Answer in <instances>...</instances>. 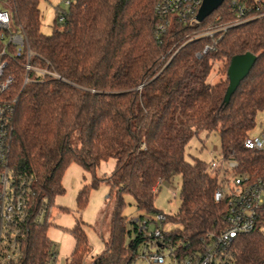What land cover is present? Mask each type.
<instances>
[{
	"label": "trees",
	"instance_id": "1",
	"mask_svg": "<svg viewBox=\"0 0 264 264\" xmlns=\"http://www.w3.org/2000/svg\"><path fill=\"white\" fill-rule=\"evenodd\" d=\"M40 1L10 0L9 9L13 28L25 33L34 54L32 66L57 75L24 85L23 59L7 67L16 99L9 166L33 177L35 195L16 264H47L57 251L48 237L49 218L74 163L93 175L78 194L79 211L90 187L105 183L115 197L109 237L94 264H134L139 257L143 238L134 227V237L128 230L126 196L141 217L163 214L165 223L179 225L167 233L179 254L200 250L209 233L226 225L227 205L216 202L215 193L227 180L220 179V168L186 159L193 137L218 134L221 156L237 164L234 176L264 178V150L244 145L264 111V0H225L203 22L175 21L160 36L159 0H74L67 10L57 8L50 35L41 32ZM238 6L245 9L241 20ZM206 46L212 49L197 57ZM247 53L256 56L255 64L227 101L230 64ZM217 65L221 78L211 83ZM110 159L111 175L98 178L97 168ZM178 176L180 207L165 215L155 197ZM71 233L76 244L68 264H83L90 248L81 220ZM230 257L233 264H264V234L237 237Z\"/></svg>",
	"mask_w": 264,
	"mask_h": 264
},
{
	"label": "built area",
	"instance_id": "2",
	"mask_svg": "<svg viewBox=\"0 0 264 264\" xmlns=\"http://www.w3.org/2000/svg\"><path fill=\"white\" fill-rule=\"evenodd\" d=\"M64 1L68 7L74 0ZM202 4L203 0H159L154 7L157 36L164 34L175 21L199 23L197 15ZM244 12L242 6L237 7L239 20ZM66 18L62 15L59 20L64 22ZM210 49L211 46H206L197 57L201 58ZM33 56L25 33L13 28L10 12L0 6V264H16L20 260L23 225L35 201L33 177L18 175L9 166L16 99L9 94L14 76L8 73L7 67L10 62L23 59L24 85L43 82L48 76L57 77L48 69L32 66ZM244 145L248 149L264 150V130L258 138L248 137ZM222 163L230 165L225 169L229 172L237 166L235 161H226L223 157ZM218 165L213 162L211 168L219 169ZM229 172L222 178L227 181L215 193L216 202L227 205L226 225L222 230L209 233L200 250L179 254L178 246L167 240L170 230L164 228L166 216H136L131 220L132 226L143 238L138 259L148 264H233L230 250L237 237L255 232L264 234V178L251 180L236 177L232 172L229 178ZM47 264H57V251L50 255Z\"/></svg>",
	"mask_w": 264,
	"mask_h": 264
},
{
	"label": "rangeland",
	"instance_id": "3",
	"mask_svg": "<svg viewBox=\"0 0 264 264\" xmlns=\"http://www.w3.org/2000/svg\"><path fill=\"white\" fill-rule=\"evenodd\" d=\"M0 6L8 10L10 9V0H0ZM60 7L67 10L64 0H41L39 8L41 11V32L44 35L52 33L53 21L56 17V10ZM216 66L215 72L211 75L209 81L217 82L221 76L218 74ZM264 129V111L259 113L256 118V127L250 133L251 138H258ZM186 159L192 161L198 158L208 164L218 162L221 170L220 179L224 177L225 169L230 168L228 163H222L221 143L218 134L202 132L198 136L193 137L189 142L186 153ZM223 165V166H222ZM115 167V160L110 159L102 162L96 170V176L103 178L110 176ZM222 167V168H221ZM231 178V170L229 172ZM93 182V175L86 172L80 165L74 163L66 170L63 176V185L66 193L56 197L51 208L49 218L48 237L56 245L57 248V264H68L72 258L75 249V238L71 230L77 224V220L83 222V227L87 235V241L90 248L88 253L83 257V263H90L94 258L104 252V240L109 237L110 217L114 206V194L110 197L111 188L105 183H101L97 188H89L88 203L83 210L79 211L77 205V197L81 189L90 186ZM182 179L176 177L171 183H163L159 189V193L155 197V208L165 215H174L178 211L181 203ZM175 194V195H174ZM126 206L123 215L127 217L128 230L133 232V226L129 221L140 216L143 213L138 212L132 197H125ZM179 225L170 222L165 223V230L178 228ZM135 234L133 232L132 237ZM130 238V237H129ZM134 264H148L143 259H138Z\"/></svg>",
	"mask_w": 264,
	"mask_h": 264
},
{
	"label": "water",
	"instance_id": "4",
	"mask_svg": "<svg viewBox=\"0 0 264 264\" xmlns=\"http://www.w3.org/2000/svg\"><path fill=\"white\" fill-rule=\"evenodd\" d=\"M225 0H203V4L197 15V21L203 22L219 9ZM256 61V56L252 53H247L243 56L234 58L228 70V78L230 80L226 99L229 101L236 92L240 83L249 75Z\"/></svg>",
	"mask_w": 264,
	"mask_h": 264
}]
</instances>
